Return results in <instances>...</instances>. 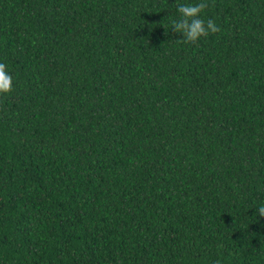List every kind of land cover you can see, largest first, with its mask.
<instances>
[{"label": "trees", "instance_id": "obj_1", "mask_svg": "<svg viewBox=\"0 0 264 264\" xmlns=\"http://www.w3.org/2000/svg\"><path fill=\"white\" fill-rule=\"evenodd\" d=\"M199 2L0 0V264H264V0Z\"/></svg>", "mask_w": 264, "mask_h": 264}, {"label": "clouds", "instance_id": "obj_2", "mask_svg": "<svg viewBox=\"0 0 264 264\" xmlns=\"http://www.w3.org/2000/svg\"><path fill=\"white\" fill-rule=\"evenodd\" d=\"M205 0L196 4H180L176 11L178 18L171 21V29L174 33L182 34V39H177L185 44H195L201 37L219 31L215 22L211 19L205 21L201 13L207 8ZM167 35V32L165 33ZM13 91V78L7 70L5 63L0 62V96H6ZM259 217H264V206L256 209ZM219 264V262H217Z\"/></svg>", "mask_w": 264, "mask_h": 264}]
</instances>
